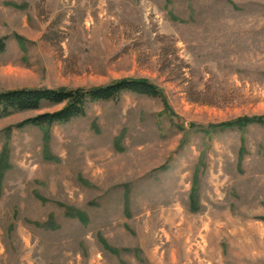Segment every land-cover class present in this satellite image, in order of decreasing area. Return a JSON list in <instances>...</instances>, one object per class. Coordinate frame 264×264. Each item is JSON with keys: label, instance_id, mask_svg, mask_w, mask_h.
Masks as SVG:
<instances>
[{"label": "rangeland", "instance_id": "obj_1", "mask_svg": "<svg viewBox=\"0 0 264 264\" xmlns=\"http://www.w3.org/2000/svg\"><path fill=\"white\" fill-rule=\"evenodd\" d=\"M0 38V92H161L0 118V264H264V123L213 128L264 117V0H0Z\"/></svg>", "mask_w": 264, "mask_h": 264}, {"label": "trees", "instance_id": "obj_2", "mask_svg": "<svg viewBox=\"0 0 264 264\" xmlns=\"http://www.w3.org/2000/svg\"><path fill=\"white\" fill-rule=\"evenodd\" d=\"M19 41L22 40L17 36ZM5 38H0V51L5 49ZM130 92L149 97H159L160 90L146 79L123 78L109 84L91 88H20L0 92V118L15 112L38 111L44 107H58L45 111L16 124V127L34 125L48 129L54 124H63L86 114L89 103L117 99L122 93ZM264 123V117H243L213 126V128L244 127L250 123ZM2 173L0 160V174ZM80 221L84 216L77 214Z\"/></svg>", "mask_w": 264, "mask_h": 264}]
</instances>
